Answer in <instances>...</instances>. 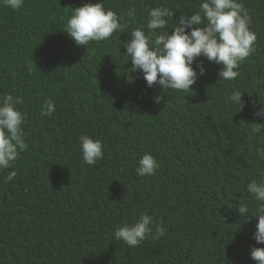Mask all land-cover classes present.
<instances>
[{"label":"trees","instance_id":"1","mask_svg":"<svg viewBox=\"0 0 264 264\" xmlns=\"http://www.w3.org/2000/svg\"><path fill=\"white\" fill-rule=\"evenodd\" d=\"M98 2L0 5V94L23 96L28 145L13 181L5 180L12 169L0 171V264H255L257 221L242 220L238 205L255 210L242 193L264 178L256 154L264 137L250 138L245 125L255 120L251 100L264 102V0H242L257 41L236 80L218 81L221 65L205 59L192 91L162 90L160 105L153 97L161 90L131 72L121 41L146 24L150 8L168 6L175 20L199 0H103L121 29L86 50L65 24L72 8ZM233 89L247 92L243 112L225 101ZM46 98L56 104L50 117L41 115ZM81 134L103 143L95 165L83 163ZM145 152L160 165L150 177L136 174ZM141 212L164 221V238L138 247L115 240V228Z\"/></svg>","mask_w":264,"mask_h":264},{"label":"clouds","instance_id":"2","mask_svg":"<svg viewBox=\"0 0 264 264\" xmlns=\"http://www.w3.org/2000/svg\"><path fill=\"white\" fill-rule=\"evenodd\" d=\"M24 0H0V5L19 10ZM176 11L160 5L147 12L146 24L133 28L130 38L121 41L120 46L128 61L131 72L139 71L148 88L158 87L161 94L153 97V103H166L168 97L162 90L187 93L200 76L206 74L204 60L221 65L217 72L218 81H234L240 75V66L256 52L257 35L251 29L252 18L242 0H199L197 9L173 19ZM174 24L169 31V20ZM66 32L78 47L88 50L90 42L107 41L113 33L121 29L118 15L110 8H105L103 0L98 3H85L72 8V15L65 24ZM107 54V53H106ZM203 58V59H199ZM32 70L31 64L29 71ZM11 75L15 77V72ZM247 92L233 89L226 97L238 112H243L249 103L242 97ZM251 97V94H249ZM24 98L11 93L0 94V171H7L5 180L13 181L17 176L14 168L22 152L27 150L24 122L26 113L21 111ZM252 115L255 120L245 123L250 138L264 137V102L251 100ZM56 104L45 99L41 109L44 117L52 116ZM128 136V135H127ZM79 151L83 163L95 165L104 158L103 143L88 134L78 138ZM137 150L136 141L127 138ZM260 160H264V146L256 149ZM160 167L158 160L150 152H145L138 160L136 174L141 177L155 175ZM242 195L251 196L256 203L255 210L240 202L238 212L242 220L257 223L251 234L255 244L250 249V259L255 264H264V178L252 179L245 186ZM154 229V232H153ZM166 234L161 218L141 212L131 223H122L114 230V239L129 247H138L147 239H163ZM132 249V248H131Z\"/></svg>","mask_w":264,"mask_h":264},{"label":"bare ground","instance_id":"3","mask_svg":"<svg viewBox=\"0 0 264 264\" xmlns=\"http://www.w3.org/2000/svg\"><path fill=\"white\" fill-rule=\"evenodd\" d=\"M162 117V116H161ZM215 143V142H214ZM160 151V150H159ZM118 157V156H117ZM115 161V160H114ZM189 164V163H188ZM182 168V167H181ZM118 170V169H117Z\"/></svg>","mask_w":264,"mask_h":264}]
</instances>
